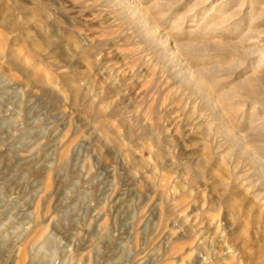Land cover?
I'll use <instances>...</instances> for the list:
<instances>
[{
	"label": "rangeland",
	"instance_id": "rangeland-1",
	"mask_svg": "<svg viewBox=\"0 0 264 264\" xmlns=\"http://www.w3.org/2000/svg\"><path fill=\"white\" fill-rule=\"evenodd\" d=\"M136 1L0 0V264H264V0Z\"/></svg>",
	"mask_w": 264,
	"mask_h": 264
},
{
	"label": "bare ground",
	"instance_id": "bare-ground-1",
	"mask_svg": "<svg viewBox=\"0 0 264 264\" xmlns=\"http://www.w3.org/2000/svg\"><path fill=\"white\" fill-rule=\"evenodd\" d=\"M125 1H127L129 3V6L127 5L129 7V9H133V11L135 10V13H139L140 15L143 14V13H146V14L148 13V9L146 7H142V5L138 1H136V0L135 1L134 0H125ZM118 2H119V0H118ZM118 4H121V3H118ZM173 4H174L173 0H172V2L169 1V0H161L160 5L157 3L156 6L158 5L161 8L162 7L166 8V7H172V6H174ZM245 4H246V2H242V4H241L240 7H242L243 15L244 16H247L246 18L248 19L249 16L251 15V12H252L251 10L253 9L251 7H253L255 4H253V2H252V4L250 5L249 9H245L244 10L243 6ZM208 16L210 17V21H208L207 23H200V24L196 25V27H194V28L192 27L191 29H188V30H184V28H183V29H181L180 32L177 31L178 33L177 32L175 33V35L173 36L174 37L173 40H171V38H169L172 41V43L169 42V46H170L169 50L171 49L174 52V53L172 52V54H175L176 55V54H179L181 50H186L187 51V54L190 55L195 50L196 51L199 50L193 44L195 39L190 38V37L189 38H184L183 37V33L184 32L186 34H188V35H191V36H194V35H204L205 36V34H208V35H210V36H212L214 38L213 40H217L218 42L220 41L219 43L224 42V40H222L224 37H228L229 35H232L233 32H237V30H236L235 27L230 26V25L228 26L227 24L226 25L224 24V22H228L233 16L228 15L225 12H223L222 11V8H220L219 6L212 7V9L208 13ZM218 16H219V18H218ZM250 17H252V16H250ZM222 18H223L224 22L223 21L221 22ZM242 21H243V19H242ZM151 24H152V22H151ZM156 30H158V29L156 28V26L154 24H152L150 26L151 33L152 32H157ZM239 30H238V33L240 34L241 31H239ZM236 35H238V34H236ZM160 37H161V39H165V35L163 36V35L160 34ZM244 38H245L244 35L243 34L242 35L240 34V39L241 40H244ZM187 40H189V41H187ZM161 41L163 43V40H161ZM167 41H169L168 38H167ZM185 41H187V42H185ZM49 43H50V41L48 39H45L42 42V45L41 46L45 47L46 45H49ZM224 54H226V53H224V51L221 48H216V49L213 48V50H211V52H207L206 54H203V55H200V56L201 57H205L207 55H211L212 57H210V58L216 59V58H218V57H220V56H222ZM252 69H254L253 66L249 65V66H247V68H245V71H249V70H252ZM255 69H258V68H255ZM195 78H197V77H195ZM198 79H201V83L208 84V82H206L205 80L203 81V78H200L199 77ZM213 92H215V91H213Z\"/></svg>",
	"mask_w": 264,
	"mask_h": 264
}]
</instances>
